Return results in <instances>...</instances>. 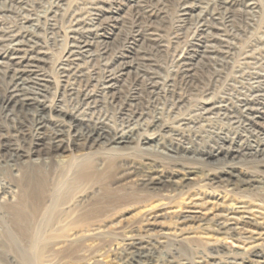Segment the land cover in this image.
I'll list each match as a JSON object with an SVG mask.
<instances>
[{
	"label": "bare ground",
	"instance_id": "bare-ground-1",
	"mask_svg": "<svg viewBox=\"0 0 264 264\" xmlns=\"http://www.w3.org/2000/svg\"><path fill=\"white\" fill-rule=\"evenodd\" d=\"M242 1L245 11L264 12L258 0ZM218 2L224 13L223 22L217 13L216 16L212 13L211 19L205 18L200 0H180L176 36L193 24L195 29L186 54L176 59L173 75L161 82L156 56L166 54L172 41L163 35L159 22L161 11L153 7L151 0H76L73 4L58 0L47 23L51 40L63 36L66 40V48L54 69L57 80L48 70L46 52L39 46L37 18L41 10L33 12V4L24 0H0V80H6L0 104L8 115L31 114L34 129L24 151L15 147L13 140L26 139V125L17 126L12 135L0 129V157L14 162L27 161L35 168L47 159L61 157L65 150H86L76 155L75 159L82 161L100 150L109 155L126 151L134 141L142 150H147L157 146L161 138L183 137L188 128L202 127L201 133L215 138L212 148L198 154V159L226 167L224 176L215 182L227 185L229 191L239 182L264 189V175H251L232 165L247 158L264 159V73L253 71V75H248L249 90L238 97L232 109H227L224 95L213 90L207 93L212 95L198 99L197 117L178 113L170 120H160V116H155L148 128L139 105L144 90L151 99L162 95L174 97L176 104L188 109L191 107L188 96L197 90L201 70L211 67L217 70L219 78L218 72L224 73L227 67L238 72L240 67L233 59L234 54L239 63L251 62L248 60L251 50H237L235 41L239 35L226 28L235 23L230 1ZM234 76L240 77L242 72ZM56 81L60 89L56 100L51 102L47 97ZM77 83L93 86L96 93H81L73 87ZM181 87L187 90L186 95L179 92ZM65 95L77 99L76 105L67 108L63 103ZM103 99L119 104V128L111 127L103 119H93L80 108L84 105L90 111L96 101L101 104ZM215 115L232 123L238 132L229 134L228 127L221 129L209 124L207 120ZM173 151L168 147L164 152L172 156ZM150 169L145 180L152 186L166 182L187 184L193 179L190 175L163 179L158 175L159 168ZM93 172L100 175L104 169L98 163ZM43 175L40 170L27 172L24 180L12 187L0 176V251L12 255L16 264H30L31 258H39L35 264H51L50 254L55 253L51 247L57 238L54 233L75 225L84 216L70 217L68 213L73 207L70 202L61 207L62 216L48 211L45 203H52V194L46 190ZM85 198L86 194H81L75 200ZM163 211L148 214V225L158 228L162 238L174 237L181 241L185 239V231L215 228L221 234H232L244 241L240 251L220 250L223 255L215 257L217 263L264 264V208L251 205L246 199L194 197L185 203L176 230L160 225L161 217L174 215L175 209ZM72 229L62 239L64 243L71 244L78 234L90 232L84 228ZM127 239L131 253L126 258L129 264H150L154 245L131 235ZM214 241L217 247L219 240Z\"/></svg>",
	"mask_w": 264,
	"mask_h": 264
},
{
	"label": "rangeland",
	"instance_id": "rangeland-1",
	"mask_svg": "<svg viewBox=\"0 0 264 264\" xmlns=\"http://www.w3.org/2000/svg\"><path fill=\"white\" fill-rule=\"evenodd\" d=\"M24 1L33 4V12L37 9L41 10V16L37 18L40 25L37 27V32L41 36L39 46L46 52L49 59L48 70L56 79L57 74L54 69L66 48V40H64V36L51 40L48 36L47 23L58 0ZM75 1L65 0L72 4ZM200 1L205 18L211 19L212 13L215 16L217 13L223 22L224 13L218 0ZM229 1L235 23L226 28L239 35L238 40L235 41L238 46L237 50H241L240 52L251 50V56L248 59L251 62L239 63L238 57L234 54L233 59L240 67L238 72L227 67L224 73L223 71L218 72L219 78L217 70L211 67L201 70L197 90L191 94L192 96H188L191 97V107L188 109L176 104L174 97L162 95L154 100L149 97L146 91L142 90L139 105L145 113L144 117L148 128L153 123L152 120L155 116H160V120H170L173 114L178 113H188L192 118L197 117L198 99L212 95L207 93L213 90L215 94H223L227 109H232L235 107L238 97L249 90L248 75H253V71L264 73V12L245 11L242 0ZM258 1L264 6V0ZM179 3L180 0H151L153 7L161 11L162 17L159 22L163 35L169 42L172 41L166 54L156 56L161 82L173 75L176 59L186 54L195 29L193 24L176 36V27L180 23ZM13 22L15 23V21ZM173 36H176V39ZM241 72L242 76H234ZM5 81L0 80V97L5 90ZM219 83H223L222 86ZM224 83H226V87ZM228 83H231L232 86L229 87ZM73 87L83 94L96 93L93 86L86 87L84 84L77 83ZM59 89L60 86L56 81L53 84V89L48 93V101L56 100ZM223 91L224 93H222ZM179 92L187 94V90L182 87ZM63 103L67 108H70L76 105L77 99H69L65 95ZM80 108L85 112L84 114L93 119H103L111 127L119 128L121 109L118 103L103 99L101 104L96 101V105L90 111L84 105ZM31 117L28 112L8 115L0 104V129L3 132L12 135L17 126L26 125V139L13 140L15 147L23 151L27 149L34 132ZM207 121L217 128L228 127L229 134L238 132L233 128L232 123L220 115H215ZM197 129L199 130L197 131ZM201 130L202 127L188 128L185 131V136L161 138L157 146L147 150H142L134 141L132 148L126 151L109 155L100 150L95 155L90 154L89 158L82 161L76 160V155L86 153V150H65L61 157L47 159L35 168L27 161H9L2 156L0 157V176L6 184L12 187V185H19L26 177L27 172L40 170L44 173L42 179L46 190L52 194V203L47 201L46 209L53 213L57 212V216H62L61 207L70 202L73 204L70 213H68L70 217L73 214L84 215L79 217L77 222L75 221V225L66 226L54 233L57 238L51 247V250H55V253L50 254L51 264H129L126 259L131 255L127 244L129 242L128 235L154 245L152 254L149 256L150 264H227V262L217 263L215 257L222 256L224 251L230 253L240 251L239 247L244 243L232 234H221L215 228L193 229L189 232L185 231V239L180 241L174 237L162 238L158 234V228L148 225V214L175 209L174 215L161 217L160 225L165 229L176 230L185 203L194 197L202 200L209 198L214 200L217 198L224 200L246 199L249 204L264 208V189L262 187L239 182L235 188L229 191L226 190L227 185L215 182L218 177L224 176L226 167L224 168L220 163L210 164L198 159V154L205 153L212 148L215 138L212 135L201 133ZM168 147L175 150L172 156L164 152ZM98 163H100V169H104V173L94 175V166ZM232 165L238 170L251 173V175H264V159L247 158ZM150 168H159L158 175L163 179L182 178L181 176L187 175L192 176L193 179L187 184L184 183L185 181L182 182L183 187L171 182L152 186L145 180L149 176L146 171L151 170ZM81 194H86V198L80 201L76 199L78 201L76 202V196ZM72 227L77 230L84 228L90 232L78 234L71 244L64 243L62 239L71 233ZM92 230L95 231L91 233ZM35 238L36 232L33 235V239ZM216 239L219 240L217 247L214 244ZM29 250L33 252L31 247ZM36 261H39V258H31L29 263L35 264ZM0 264H16V260L12 258V255L0 251Z\"/></svg>",
	"mask_w": 264,
	"mask_h": 264
}]
</instances>
